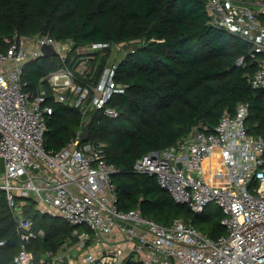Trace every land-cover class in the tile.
Instances as JSON below:
<instances>
[{"label":"built area","instance_id":"1","mask_svg":"<svg viewBox=\"0 0 264 264\" xmlns=\"http://www.w3.org/2000/svg\"><path fill=\"white\" fill-rule=\"evenodd\" d=\"M205 3L211 25L250 45L249 58L256 65L251 83L264 87V0ZM4 41L8 48L0 53V189L20 238L14 264H34L29 247L44 236L23 213L30 199L73 226L72 235L78 238L75 250L58 251L53 264H264V135L248 132L247 105L240 104L235 113L225 111L214 129L196 127L174 145L149 151L134 164L137 173L156 176L172 200L192 212L202 213L209 204L220 207L226 233L214 239L182 218L162 225L139 209L118 208L113 181L118 168L107 161L103 144L81 140L91 122L90 108L118 116L108 106L114 94L125 92L116 80L117 63L108 60L96 78V58L89 56L45 78L54 100L81 114L75 136L60 150H48L45 134L53 112L47 103L49 91L45 85L28 91L24 67L43 56L42 46L48 44L65 62L72 43L49 34L28 37L18 32ZM89 46L90 54H107L121 45ZM237 64L245 66L246 58L240 57ZM78 68L87 82L78 80Z\"/></svg>","mask_w":264,"mask_h":264},{"label":"trees","instance_id":"2","mask_svg":"<svg viewBox=\"0 0 264 264\" xmlns=\"http://www.w3.org/2000/svg\"><path fill=\"white\" fill-rule=\"evenodd\" d=\"M260 17L264 20V13ZM15 32L28 37L49 34L74 47L65 62L55 55L27 62L22 79L28 91L46 86L45 78L70 64L76 47L93 42L131 44L132 51L116 70L125 92L114 94L108 103L118 116H105L93 107L88 111V141L103 144L107 161L119 170L113 176L118 208L139 209L162 225L182 218L214 239L226 233L223 211L216 204L202 213L192 212L175 203L156 176L134 170L144 154L174 145L196 127L214 129L225 111L235 113L240 104L248 106V132L264 135V87L251 83L256 65L249 58L250 45L211 25L205 0H0V53L8 48L4 38ZM242 56L245 66L237 64ZM99 61L96 78L108 57ZM46 88L53 112L47 120L45 147L57 151L75 136L81 114L55 101ZM37 206L30 199L23 213L44 232L29 249L34 264H46L68 239L77 238L72 236L73 226ZM16 229L6 193L0 189V264H14L20 247Z\"/></svg>","mask_w":264,"mask_h":264},{"label":"rangeland","instance_id":"3","mask_svg":"<svg viewBox=\"0 0 264 264\" xmlns=\"http://www.w3.org/2000/svg\"><path fill=\"white\" fill-rule=\"evenodd\" d=\"M132 49H133V46L131 44H125V45H121V46H117L115 48H112L111 50H109V52H107V54H106V52L105 53L100 52V54H97L98 56L95 59V63H94L95 68H96V66H98L97 69H99L100 65H98L99 61H97V60L98 59L100 60L104 55H106L108 57L109 62L118 63L119 61H121L126 56V54L128 52L132 51ZM91 51H92V49L90 48L89 45L82 46V47L81 46L76 47L74 54H72V56H71L70 64H68L67 66L73 67L76 62H77L76 66H78L79 62H82L83 59H85V57L94 56V54H90V53H92ZM94 70L95 69H93L92 71H94ZM78 71L76 73L78 80L87 82V78L84 76V73H80V72H82L81 68H78ZM93 76H91V77H93ZM93 78H95V76ZM46 86L49 87V82L46 83ZM38 208L41 209L42 211H44V207L42 205H39ZM75 244H76V242L68 239L66 241V245L64 247L67 248L66 249L67 251H72V250L74 251L75 250ZM46 264H53V262L51 261V262L46 263Z\"/></svg>","mask_w":264,"mask_h":264},{"label":"water","instance_id":"4","mask_svg":"<svg viewBox=\"0 0 264 264\" xmlns=\"http://www.w3.org/2000/svg\"><path fill=\"white\" fill-rule=\"evenodd\" d=\"M42 52H43V56H46V57H51L53 55H55V47L53 45H43L42 46ZM89 132H90V124H87L84 128V131H83V134H82V137H81V140L83 142H87L88 139H89ZM181 167V165H180Z\"/></svg>","mask_w":264,"mask_h":264},{"label":"crops","instance_id":"5","mask_svg":"<svg viewBox=\"0 0 264 264\" xmlns=\"http://www.w3.org/2000/svg\"><path fill=\"white\" fill-rule=\"evenodd\" d=\"M214 161H216V159H214ZM72 236H73V235H72ZM74 237H75V236H74ZM76 238H77V237H76ZM77 242H78V238H77L76 244H77ZM62 249H63V251H66L67 248L63 246L60 250H62ZM60 250H59V251H60ZM76 251H77V250H76ZM80 252H81V251H80ZM64 264H68V261L65 260Z\"/></svg>","mask_w":264,"mask_h":264}]
</instances>
